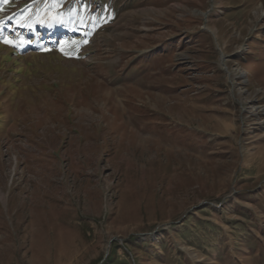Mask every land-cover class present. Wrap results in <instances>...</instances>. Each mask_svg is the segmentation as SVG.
Instances as JSON below:
<instances>
[{
    "label": "rangeland",
    "instance_id": "obj_1",
    "mask_svg": "<svg viewBox=\"0 0 264 264\" xmlns=\"http://www.w3.org/2000/svg\"><path fill=\"white\" fill-rule=\"evenodd\" d=\"M63 1L0 44V264H264V0Z\"/></svg>",
    "mask_w": 264,
    "mask_h": 264
},
{
    "label": "trees",
    "instance_id": "obj_2",
    "mask_svg": "<svg viewBox=\"0 0 264 264\" xmlns=\"http://www.w3.org/2000/svg\"><path fill=\"white\" fill-rule=\"evenodd\" d=\"M152 59H156L155 56H151L150 58H144L142 59L144 62L149 63Z\"/></svg>",
    "mask_w": 264,
    "mask_h": 264
}]
</instances>
